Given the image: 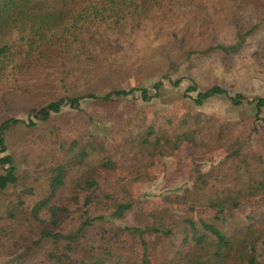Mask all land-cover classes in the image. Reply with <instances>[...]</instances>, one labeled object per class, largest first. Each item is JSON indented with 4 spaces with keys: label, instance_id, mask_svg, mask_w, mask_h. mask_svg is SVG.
<instances>
[{
    "label": "trees",
    "instance_id": "trees-1",
    "mask_svg": "<svg viewBox=\"0 0 264 264\" xmlns=\"http://www.w3.org/2000/svg\"><path fill=\"white\" fill-rule=\"evenodd\" d=\"M167 1L171 0H0V91L4 85H30L35 79L34 89L22 86L17 89L48 101L46 94L43 95L44 85L36 76L39 70L57 71L59 76L54 77L66 94L72 88L79 91L78 84L87 86L82 90L83 96L67 95L65 99L40 106L34 116L41 121L51 120V116L60 113L65 105L78 107L84 99L106 102L138 93L141 101H151L157 96L161 82L153 85L155 93L147 88H131L97 96L89 88L95 86V81L103 86L111 68H122L115 63H98L97 52L113 54L117 42L137 30ZM256 1L259 3L256 6L241 2L239 11L251 5L252 10H260L263 0ZM173 2L189 3L188 0ZM177 8L180 10L181 4ZM12 32L17 33V40L8 43L4 39ZM239 37L243 39L242 34ZM241 46L238 42L216 48L231 55L240 51ZM101 71L105 73L103 77H99ZM188 91L195 93L193 102L196 105L225 93L219 87L199 91L191 86ZM241 99L240 95L232 98L236 104H240ZM255 106L258 115L264 107V98L256 99ZM32 115L28 123L10 118L0 124V166L3 170L0 195L10 187H18L22 180L15 159L5 145V131L12 126H35ZM213 122L197 114L185 113L177 120H167L168 127L161 123L160 127L150 125L137 135L121 129L112 140L117 146L116 154L121 152L125 156L130 152L134 156L131 166L120 165L103 156L101 148L92 140L80 147L76 141L58 139L56 147L49 148L40 159L42 164L36 171L39 172L38 192L31 188L29 193L26 191L27 195L9 201L7 215L0 218V252L11 257L12 252L31 242L50 240L54 249L46 255L47 264H263V215L257 213L258 210H240L244 194H256L260 190L264 194V185L251 178L252 161L256 156L252 152L243 153L247 138L231 137L230 129L223 136L224 125L217 131L216 148L223 149L225 156L216 165H208L211 169L198 167L193 170L194 191L185 189L193 193L194 202H190L189 208L207 209L208 217L197 221L184 219L177 247H170L180 240L176 239L178 233L174 229L177 221L170 220L165 211H133L135 221L133 225H126L122 220L134 206L125 202L111 205L112 188L124 187L128 179L147 178L146 167L143 168L137 159L138 154L147 160L156 147H164L168 149L167 154L172 155L184 142L196 145L202 128ZM225 138L228 140L223 143ZM214 150L213 147L206 153ZM156 152L161 156L165 154ZM228 180L232 184L227 186ZM98 225L100 228L91 234L90 230L97 229Z\"/></svg>",
    "mask_w": 264,
    "mask_h": 264
},
{
    "label": "rangeland",
    "instance_id": "rangeland-1",
    "mask_svg": "<svg viewBox=\"0 0 264 264\" xmlns=\"http://www.w3.org/2000/svg\"><path fill=\"white\" fill-rule=\"evenodd\" d=\"M246 1L255 6L259 4L256 0L167 1V4L156 8L137 30L126 35L127 38L116 44L114 42L113 54L108 51L97 52L98 63H115L122 68L107 70L108 77L104 85L95 81V86L91 90L89 88L91 93L103 96L112 90L131 88H147L155 93L153 85L161 82L157 96L149 102L141 101L138 93L106 102L84 99L78 107L65 105L60 113L51 116V120L41 121L34 116L40 106L48 101L65 99L67 95L73 98L83 96L82 90L87 89V86L78 84L79 91L72 88L66 94L54 77L59 76L57 71L51 70L36 72L37 79L44 85L43 95L46 94L48 101L39 96L20 93L17 89L18 86L33 88L32 84L37 85L35 79L30 85H4L0 91V124L10 118L28 123L31 113L36 124L12 126L5 131V145L15 159L17 173L22 180L18 187H10L0 195V218L7 215L9 201L22 194L27 195L31 188L38 192L39 172L36 171L42 164L40 159L45 151L56 147L54 144L59 142L58 139L76 141L80 147L92 140L101 148L100 154L120 165L131 166L135 158L130 152L125 156L121 152L116 154L117 146L112 139L117 137L118 131L123 129L137 135L144 133V129L150 125L157 124L160 127L161 123L166 126L167 120H177L179 115L185 113L197 114L215 122L212 126L209 124L202 128L196 138V145L184 142L172 155L167 154L168 149L164 147L154 148L153 156L147 160L138 154L137 159L143 168L146 167L147 178L128 179L124 187L112 188L114 199L111 205L125 202L134 206L126 213L122 223L133 225V211L136 210L165 211L170 220L177 221L174 229L179 235H176V239H180V225L184 219H207V209L189 208L194 202L191 197L193 193H187L185 189L194 191L193 170L198 167L206 170L208 165H216L225 156L223 149L216 148L217 131L222 125L225 126L223 136L230 129L231 137L248 139L243 153L252 152L256 156L252 161L251 178L264 185V107L257 115L255 106L256 99L264 98V0L259 6L260 10H252L251 5L240 12L238 5ZM180 4L179 10L177 6L180 7ZM239 34L243 35L242 40ZM4 40L15 42L17 33L12 32ZM238 42L242 46L235 54L226 55L216 48L218 45L229 46ZM104 74V71L99 72V77ZM176 81L179 83L175 86L173 83ZM191 86H196L199 91L219 87L225 93L196 105L193 102L195 93L188 91ZM236 95L242 98L240 104L232 100ZM226 140L228 138L223 139V143ZM213 147V152L206 153ZM156 151L165 154L161 156ZM0 174H3L1 166ZM239 177L244 179L245 176ZM231 184L229 180L226 181L227 186ZM262 192L244 194L240 210H258L257 213L261 212V219H264ZM100 208L104 209L103 206ZM99 228L100 225L90 230V233H95ZM180 241H174L175 245H170L171 249L177 247ZM53 249L50 240L37 244L31 242L25 248L12 252L11 257L3 256L0 252V264H38L42 261L47 264L46 255Z\"/></svg>",
    "mask_w": 264,
    "mask_h": 264
}]
</instances>
